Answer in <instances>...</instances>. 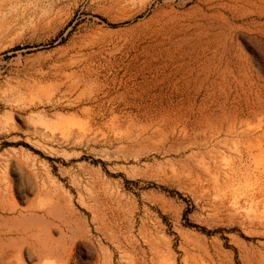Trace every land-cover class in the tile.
<instances>
[{
    "label": "rangeland",
    "instance_id": "1",
    "mask_svg": "<svg viewBox=\"0 0 264 264\" xmlns=\"http://www.w3.org/2000/svg\"><path fill=\"white\" fill-rule=\"evenodd\" d=\"M0 264H264V0H0Z\"/></svg>",
    "mask_w": 264,
    "mask_h": 264
}]
</instances>
